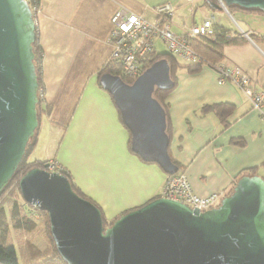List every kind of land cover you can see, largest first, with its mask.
<instances>
[{
  "label": "crops",
  "instance_id": "1",
  "mask_svg": "<svg viewBox=\"0 0 264 264\" xmlns=\"http://www.w3.org/2000/svg\"><path fill=\"white\" fill-rule=\"evenodd\" d=\"M166 3L177 7L172 19L176 33L202 21L184 0H40L36 26L43 53L41 99L51 108L42 121L47 118L52 127L64 130V138L74 141L78 158L75 164L57 155L45 160L56 159L67 169L108 220L162 197L168 176L159 165L130 150L131 132L112 95L100 84L99 73L112 52L110 19L125 9L154 21V8ZM207 8L219 14L206 13L204 19L211 15L219 26L237 30L226 23L228 18L236 21L230 12ZM242 12L247 30H238L248 35V42L224 46L219 64L242 68L253 89L264 92V44L249 37L252 32L264 34V15ZM159 45L161 41L156 50L163 52ZM176 75L174 88L165 97L172 161L196 195H228L246 170L264 161V104L255 110L237 85L220 84L217 71L209 66ZM215 104L226 112L227 124L209 108ZM259 171L263 176L264 170Z\"/></svg>",
  "mask_w": 264,
  "mask_h": 264
},
{
  "label": "water",
  "instance_id": "2",
  "mask_svg": "<svg viewBox=\"0 0 264 264\" xmlns=\"http://www.w3.org/2000/svg\"><path fill=\"white\" fill-rule=\"evenodd\" d=\"M213 9L221 8L207 0ZM227 8L264 13V0H224ZM37 26L27 0H0V195L39 128L40 84L35 66ZM131 148L167 175L179 167L169 154L167 113L157 89L174 88L169 61L154 62L129 84L104 73ZM19 188L27 203L49 215L66 264H264V178L243 175L220 205L206 211L159 197L105 227L100 209L79 196L64 174L35 167Z\"/></svg>",
  "mask_w": 264,
  "mask_h": 264
},
{
  "label": "trees",
  "instance_id": "3",
  "mask_svg": "<svg viewBox=\"0 0 264 264\" xmlns=\"http://www.w3.org/2000/svg\"><path fill=\"white\" fill-rule=\"evenodd\" d=\"M211 1L217 3L216 0ZM27 2L29 3L31 9H40V0H27ZM204 5L210 7L207 0H205ZM237 9L242 10L239 7L230 6L228 8V11L232 14ZM248 12H255L264 15L262 11L257 10H248ZM249 37L256 43L264 44V34L259 35L257 33L252 32L249 34ZM247 42L248 38L239 30H227L226 28L221 27L217 24L215 26V34L190 40L192 48L199 57V62L191 64L184 63L177 59L175 56H173L165 47V52H158L157 50L155 51L154 59L147 66V68H149L157 60L166 58L170 64L171 77L174 83H176V74L178 71H186L193 73L199 71L203 66H209L217 70L219 63L223 60L224 46L246 44ZM34 54V62L38 74V81L40 84V99L39 104L37 106L40 127L43 116H49L51 108L49 105L45 104L43 99H41V88L43 86L41 61L43 53L37 41L34 44ZM104 73H111L113 75L121 76L123 80L129 84L133 83V81L135 80L133 77H127L126 75H123L119 67L110 62H107L104 68L100 71L99 80ZM167 93L168 91H163L160 89H157L154 93L155 98L158 99L159 102L164 106L166 113L167 106L165 104V97ZM209 108L215 110L218 115L222 118V121H224L226 124L228 123V121L224 117L226 112L222 109L221 105L215 104ZM37 131L34 137L30 140L26 149V153L19 167L17 168L14 176L0 195V264H66L63 258L59 255L55 242L53 240L48 213L36 209L32 206V204L27 203L24 200L19 188V182L23 175H25L29 170L35 167H44L48 162L47 160H35L33 162L26 160L28 152L37 143ZM233 143L236 145H242V142L239 140H234ZM129 148L130 150H132L131 141L129 142ZM259 168L264 170V161L259 167H254L249 170H246L243 174L262 176L261 172L259 171ZM61 173L68 177L73 190L79 196H81L85 200L92 202L95 206L100 209L106 228L111 226L114 221L121 216L120 215L114 219L108 220L100 206L96 202H94L90 197L85 195L82 190L77 186V184L71 177L70 172L64 168ZM233 188L231 189V191H229V193L233 191ZM12 230L19 232V234L21 235L27 234L29 236L25 241V245L18 246L11 240ZM40 237H42L44 241L47 242V246L44 248H42L40 244L36 242L37 238L39 239ZM23 250L27 253L26 262H23L22 259Z\"/></svg>",
  "mask_w": 264,
  "mask_h": 264
},
{
  "label": "built area",
  "instance_id": "4",
  "mask_svg": "<svg viewBox=\"0 0 264 264\" xmlns=\"http://www.w3.org/2000/svg\"><path fill=\"white\" fill-rule=\"evenodd\" d=\"M184 1L194 13V0ZM216 1L222 9L228 12L224 0ZM32 11L36 22L40 9H32ZM154 12L157 16L154 21H149L142 15L130 13L125 9H120L110 19L112 52L108 62L117 65L121 73L127 77L136 79L147 69L154 59L157 41L164 43L167 50L177 59L191 64L199 62V57L192 48L190 40L215 34L217 20L214 16L193 24L183 33H176L172 28V19L177 12L174 4L158 5L154 8ZM245 36L248 37L247 34ZM216 71L220 84L228 81L234 83L255 110L262 109L264 92H257L253 89L251 77L242 68L219 64ZM63 169L64 167L55 159L46 163L48 172L61 173ZM225 196L222 192L213 193L207 197L196 195L186 175L182 172L167 176L162 194V197L182 202L201 212L217 207ZM32 206L39 209L35 204Z\"/></svg>",
  "mask_w": 264,
  "mask_h": 264
},
{
  "label": "rangeland",
  "instance_id": "5",
  "mask_svg": "<svg viewBox=\"0 0 264 264\" xmlns=\"http://www.w3.org/2000/svg\"><path fill=\"white\" fill-rule=\"evenodd\" d=\"M204 2L205 0L195 1L194 8L196 9L195 15L197 16V18L203 20L205 18L204 15L207 16L206 13L209 14L211 13V15L214 14L215 16L218 17L219 14L218 11L210 10L209 8H207V6L204 5ZM211 15L208 16L210 17ZM232 15L235 16L236 21H234V19L232 18H228V21L226 23L231 25L230 27L232 28L233 27L237 28V30L239 27L247 30V28L243 25L240 16V15H245L244 12H242V10L237 9L232 13ZM190 16L192 19V14H190ZM165 47H166L165 44L162 43V45H159V50L164 51L166 50ZM37 137H38L37 143L28 152L26 160L33 162L35 160H45L49 157L57 155L59 158H62L66 161H71L73 164L76 163L78 158H77V154L75 153L76 148L74 145V141L72 140V143L68 142V138L67 139L64 138V130H60L56 127H52L49 124L47 118H44V120L41 122L40 127L37 131ZM11 237H12L11 240L16 245L23 246L25 245V241L29 236L27 234L21 235L19 234V232L12 230ZM36 242L40 244L42 248L47 246V242L44 241L42 237H40L39 239L37 238ZM26 255L27 253L23 250L22 252L23 262L27 261Z\"/></svg>",
  "mask_w": 264,
  "mask_h": 264
},
{
  "label": "clouds",
  "instance_id": "6",
  "mask_svg": "<svg viewBox=\"0 0 264 264\" xmlns=\"http://www.w3.org/2000/svg\"><path fill=\"white\" fill-rule=\"evenodd\" d=\"M229 12V11H228Z\"/></svg>",
  "mask_w": 264,
  "mask_h": 264
}]
</instances>
